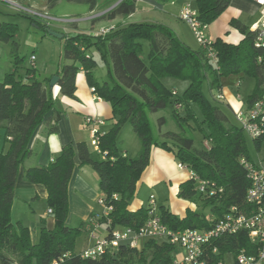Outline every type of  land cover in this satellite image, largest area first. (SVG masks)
Segmentation results:
<instances>
[{
	"label": "trees",
	"instance_id": "1",
	"mask_svg": "<svg viewBox=\"0 0 264 264\" xmlns=\"http://www.w3.org/2000/svg\"><path fill=\"white\" fill-rule=\"evenodd\" d=\"M14 1L23 4V0ZM59 1L48 0L47 3L54 7ZM68 1L88 4L92 8L98 3V0ZM117 1L107 0L105 7ZM137 1L121 0L104 18L130 16L136 11ZM230 3L231 0H196L194 6L199 19L209 25ZM18 14L41 31H48L47 22ZM232 25L244 34V39L238 44L221 39L213 41L217 53L215 62L208 58L206 50L191 48L171 27L161 23H131L118 25L104 35L79 32L65 37L62 65L56 72L60 77L57 85L61 95L77 98L76 77L83 70L93 93L111 104L113 123L104 133L99 131L100 153L86 142L76 146L67 144L48 166L35 165L25 170V180L42 184L47 189V203L55 217L54 228L42 227L39 241L35 243L30 228L20 220L13 221L14 189L21 165L32 154L30 142L36 129L45 124L48 134L59 133L61 110L57 107L53 89H47L50 79L46 84L40 81L36 63L25 64L26 58L19 57V42L15 38L18 24L0 22V41L13 43L11 55L15 67V71L6 73L0 81V139L10 144L6 153L0 150V264H173L175 247L166 240H146L140 249L121 246L118 252L108 251L96 259L82 258L75 252L83 226L71 227L67 219L69 182L75 168L76 151L81 164L90 165L98 173L99 188L106 204L113 206L110 214L100 220L108 224V230L111 227L139 230L147 221V207L138 210L129 207L137 183L150 163L153 147L174 153L179 163L201 179L224 188L221 195L208 197L199 192L195 179L182 183L178 196L195 203L203 201L204 207L211 208L213 218L192 209L181 218L160 205L162 222L170 228L209 229L233 206L242 211L250 209L246 202L250 181L240 162L242 157L254 160L248 148V135L235 114L233 121L220 100L215 97L216 102L212 103L203 90L207 82L211 92L219 93L223 78L243 74L255 80V88L246 99L247 108L264 93V66L260 61V58L264 60V47L256 46L258 28L250 30L239 20H233ZM145 41L149 43L146 56ZM91 50L99 53L106 66L107 75L101 79L96 75L99 62ZM19 68L23 71L19 72ZM166 78L187 81L188 86L182 94L174 93L164 85L162 80ZM192 104L200 108L201 121ZM170 105L179 131L162 132L167 119L160 117L158 134L149 113L160 112ZM51 111L52 116H48ZM126 124L132 126L142 143L140 152L133 158L119 147L118 137ZM196 128L203 135V147L196 146L191 134ZM252 141L260 151L264 138ZM258 247L248 232L242 231L212 241L206 257L208 264H226V254L237 255L244 249L251 255L257 253ZM215 248L217 252H213ZM236 263L239 264L237 260Z\"/></svg>",
	"mask_w": 264,
	"mask_h": 264
},
{
	"label": "crops",
	"instance_id": "2",
	"mask_svg": "<svg viewBox=\"0 0 264 264\" xmlns=\"http://www.w3.org/2000/svg\"><path fill=\"white\" fill-rule=\"evenodd\" d=\"M106 1L107 0H98L94 8L87 4L85 9L82 10L81 15L76 13L70 20H67L72 27H70V29L63 27V30L65 29V32H69V36L72 32L73 34L79 32L99 34L102 29L110 31L118 25L127 26L131 23L139 22L161 23L171 27L179 38L191 48L195 50L201 48L199 43L195 45L193 40L184 32L180 23L179 13L183 4L182 0H138L135 13L128 17L118 16L114 19H107L104 18V16L110 9L116 6L120 0L110 7H105ZM47 2L48 0H23L24 5L27 4L26 6H31L49 14V12H47L49 8ZM262 8L263 2L261 0H231L229 7L213 21V23L208 25L206 31L207 37L212 41L221 39L231 44L240 43L244 39V34L237 27L232 25V21L239 20L250 30H255L259 24ZM79 16L82 18L78 19ZM54 32L65 37V35L58 30H54ZM34 36L36 37V42L42 40L41 34H35ZM4 44L5 43L0 41V81L4 79L6 73L15 71L14 58L10 55V52L7 58V60H9L6 62L5 66L1 63V59L5 56ZM91 51L95 58L96 56L100 57L98 52L95 50ZM32 55L35 54L32 53L31 56ZM67 63H70V61H67ZM59 66L60 65L57 67V65H55V67L44 69L42 81L45 84L48 79L51 80V78L56 75ZM22 71L23 70L19 68V72ZM103 76L104 75H101L100 78ZM162 81L166 87L176 92L178 91L175 86H178L179 82H177L176 79L166 78ZM246 81V77L243 74L231 75L223 78L222 89L216 97L220 100V104H222V107L228 113L231 112L235 114L238 110L247 108L246 99L255 88V80L253 79V84H249V86H247ZM170 84H174L175 86L170 87ZM76 85V99L61 95L58 85L53 88L57 107L61 110V119L59 121L60 131L57 134H48L45 124H41L36 129L30 142L32 154L25 160L23 165H21L15 184L12 208L13 221L16 222L20 220L27 225L31 230L32 239L35 243L39 241L42 227L49 229L54 228L55 217L53 213H49V209L51 208L47 203V189L42 184H34L25 180V170L35 165L48 166L60 154L62 147L67 144L76 146L79 142H86L89 147L94 150L93 136L90 127L85 126V118L87 116L104 119L105 123L98 126L99 131L102 133L108 130L113 123V110L111 104L93 93L83 70L77 74ZM244 86L245 90L249 89V93L245 95L241 93V89ZM49 88L50 84L47 89ZM52 114L53 111H51L48 116H52ZM9 148L10 144L0 139V150L6 153ZM74 160L75 168L69 182V216L67 224L71 227L78 224L83 226V247L81 250L77 248V242L81 234L77 238L75 248L76 253H81L94 245L96 237L103 238L108 234V224L106 222H99L97 227H88L95 216L104 211V207L99 204V198L103 193L99 188L98 173L90 165L81 164L77 151ZM176 160L174 153L159 147H153L150 163L137 183V190L139 186L147 185L148 188H152L151 190L157 189L161 191L165 187L163 186L165 184L167 189L172 192L170 195V207H167L166 203L168 202L162 200L163 197H161L160 194L155 195V192L152 191L150 195L154 194L157 197L159 206L165 203L164 205L171 209L174 214L184 218L188 209L198 210V208L195 202L192 203L178 196L180 185L190 179V170L180 168L178 162L177 167L180 170L177 172L174 168ZM149 197L146 199L135 197L129 208L131 210H138L141 207H148ZM104 226L105 230L103 229ZM144 243L145 241H141L142 247ZM175 251L180 254V257L177 259H180L185 254V251L180 247H176Z\"/></svg>",
	"mask_w": 264,
	"mask_h": 264
},
{
	"label": "built area",
	"instance_id": "3",
	"mask_svg": "<svg viewBox=\"0 0 264 264\" xmlns=\"http://www.w3.org/2000/svg\"><path fill=\"white\" fill-rule=\"evenodd\" d=\"M0 1L11 5L17 13L31 15L47 23V20L55 19L50 14L14 0ZM195 1L182 0L183 4L179 18L188 24L200 47L206 50L208 58L215 62L217 60V53L213 47V41L206 35L208 24L203 23L199 19L198 11L194 6ZM261 1L263 2V8L260 12L256 40V46L258 47H264V0ZM108 32V30L102 29L99 34L104 35ZM30 61L35 63L36 56L32 55ZM260 61L264 66V60L260 58ZM235 117L250 138H264V93L249 108L238 110L235 113ZM104 123V119L99 117L87 116L85 118V126L90 127L93 136L94 150L99 153L101 151L99 148L100 136L98 126ZM205 145L208 146L207 143ZM240 162L250 181V186L246 193V202L250 205L249 210L242 211L237 206H233L209 229L186 228L175 230L162 222L157 198L152 194L149 197L147 207L148 219L139 230L129 227H111L105 237H96L94 245L80 253L82 258L96 259L108 251L117 252L121 246L140 248L141 241L156 239L159 241L166 240L175 248L180 247L185 251V254L180 259H174L173 264H208L206 257L207 247L212 241L246 231L251 241L258 244V251L249 255L243 249L237 254L236 260L239 264H264V158L252 161L242 157ZM179 167L188 169L186 165L181 163H179ZM190 179L197 181L199 192L205 196H218L224 192L223 187H219L215 182L201 179L192 171H190ZM114 197L116 198L117 195H114ZM99 204L104 207V211L95 216L92 223L88 226L89 228L97 227L101 218L107 217L113 210V206L106 204V198L103 195L99 198ZM49 213H53V210L49 209ZM213 252H217V248ZM219 264H222V262Z\"/></svg>",
	"mask_w": 264,
	"mask_h": 264
},
{
	"label": "rangeland",
	"instance_id": "4",
	"mask_svg": "<svg viewBox=\"0 0 264 264\" xmlns=\"http://www.w3.org/2000/svg\"><path fill=\"white\" fill-rule=\"evenodd\" d=\"M27 5V4H26ZM87 4H80V3H75V2H69L68 0H60L54 7H49L47 9V12H49V14L54 17L55 19H49L47 20L49 23V29L47 32L41 31L40 29H38L29 19L19 15L13 8L11 5H9L8 3H5L3 1H0V22H8V23H16L18 24V34H17V42H19L20 44V48L18 50V55L19 57H25L26 61L25 64H28L30 62V56L32 53H34L37 56V61L36 63V67L38 70V78L40 79V81L43 80L42 78V74L44 72V69H49L52 67H55V65H62V54H63V49H64V42H65V37L69 36V32H65V29L63 30V27H65L66 29H70V27H72L70 25V23H68L71 17H73L74 14L78 13V14H82V10L85 9ZM156 17V16H154ZM82 17H78V19H81ZM184 32L193 40V42L195 43V45H198V41L196 40L194 33L192 32L191 28L188 26L187 23L180 21ZM54 30H58L60 32H62L65 37L61 38V37H57L54 35L49 34V31H54ZM40 35L42 36V40H38V42L35 41L36 37L34 35ZM73 35V32L70 34ZM16 38V37H15ZM4 49H5V56L1 59V63L3 66H5L6 62H8L7 58H8V53H11L12 47H13V43H5L4 45ZM144 48H145V52H144V56H146V53L149 50V43L148 42H144ZM98 62H99V68L96 70V75L99 79L101 75H104L103 77H105L107 75V69L105 64L101 61L99 56H96ZM13 60V59H10ZM174 79V78H173ZM246 84L247 86L252 85L253 84V79L251 78H247L246 77ZM177 82H179L178 86H175L174 84H170V87H177L178 91L177 93L182 94L185 89L188 86V82L187 81H181L176 79ZM175 81V82H176ZM176 82V85H177ZM171 89V88H170ZM203 90L204 93L206 94V96L211 100L212 103H215V97L218 94L217 91H210L208 88V83L205 82L204 86H203ZM175 91V90H174ZM241 93H243L244 95L249 93V89L245 90V86L241 89ZM192 108L194 109L195 113L197 114L198 119L201 121L202 120V113L200 108L196 105V104H192ZM172 110L173 107L170 105L168 106L167 109L162 110L160 112L157 113H149V116L151 118V121L153 123V126L156 130V132L159 134L160 132V127H159V122L158 119L160 117H166L167 119V123L163 126L162 128V132H166V131H173V132H178L179 128L177 126V124L175 123V121L172 118ZM182 110V109H181ZM184 113V112H183ZM229 116L230 118L234 121V115L229 112ZM194 125V124H193ZM192 136L195 139V144L197 147H203V135L201 133V131L196 128L195 130L193 129L191 131ZM247 141H248V148L250 151V154L252 156V158L256 161H258L259 159H263L264 158V145L261 148L260 151L257 150L256 146L254 145L252 138H250L249 136H247ZM118 142H119V147L122 151H124V153L128 154L129 157L133 158L136 157L138 155V153L140 152L141 148H142V143L141 140L139 139L138 135L134 132L132 126L130 124H126L118 137ZM177 163L178 161H175V169L177 170V172H179V168L177 167ZM173 168V169H174ZM163 186H165L161 191L160 190H151L152 188H148L147 185H141L138 187L137 193L135 194V196L133 197V199L135 197H140L143 199H146L149 197L150 193L152 191H154L155 195H161L162 200L168 202L167 207H170L171 204V198L170 195L172 194L171 190L167 189V186L164 184ZM173 197V195H172ZM157 198V197H156ZM179 198V197H178ZM133 199L131 200V203L133 202ZM158 201V200H157ZM189 201V200H188ZM192 202V201H190ZM163 203V202H162ZM194 203V202H192ZM159 204V202H158ZM165 203H163L164 205ZM197 208L200 211V213L204 214L207 218H213L211 215V208L210 207H204V202L199 200L197 203ZM165 206V205H164ZM171 210V209H170ZM79 225V224H78ZM78 225H74L73 227H78ZM80 226V225H79ZM103 229L105 230V226L103 227ZM84 238V234H82L80 236V238L78 239L77 242V248L79 250L82 249L83 247V239ZM140 248H142V244L140 243ZM139 248V249H140ZM176 249V248H175ZM116 253L115 251H112ZM118 252V251H117ZM180 254L179 252L175 251L174 252V259L175 258H179ZM236 257L237 255L234 253H228L225 256V263L226 264H237L236 263Z\"/></svg>",
	"mask_w": 264,
	"mask_h": 264
},
{
	"label": "water",
	"instance_id": "5",
	"mask_svg": "<svg viewBox=\"0 0 264 264\" xmlns=\"http://www.w3.org/2000/svg\"><path fill=\"white\" fill-rule=\"evenodd\" d=\"M49 34L57 36V37H61V38L63 37V35H61L57 32H54V31H49ZM59 79H60V77L57 75H55L51 78V80H50V88L51 89H53L57 85V83L59 82Z\"/></svg>",
	"mask_w": 264,
	"mask_h": 264
}]
</instances>
